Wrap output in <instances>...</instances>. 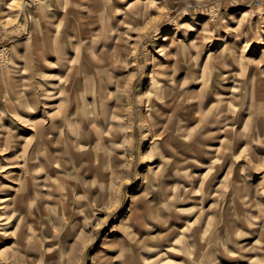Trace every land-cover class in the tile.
Returning <instances> with one entry per match:
<instances>
[{
    "label": "rangeland",
    "instance_id": "374dc122",
    "mask_svg": "<svg viewBox=\"0 0 264 264\" xmlns=\"http://www.w3.org/2000/svg\"><path fill=\"white\" fill-rule=\"evenodd\" d=\"M132 2L0 0V264H264V0Z\"/></svg>",
    "mask_w": 264,
    "mask_h": 264
},
{
    "label": "bare ground",
    "instance_id": "6f19581e",
    "mask_svg": "<svg viewBox=\"0 0 264 264\" xmlns=\"http://www.w3.org/2000/svg\"><path fill=\"white\" fill-rule=\"evenodd\" d=\"M132 1H133L132 3L135 4V5H137L138 7H140V6H145V4H143L145 0H132ZM10 3H11V2H10ZM142 4H143V5H142ZM7 8L10 9L8 6H7ZM195 37L197 38L198 36L196 35ZM198 38H199V37H198ZM162 40H166V38H163ZM192 41L195 42L194 39H192ZM168 47L173 48V45L168 44ZM191 47H192V46H189V54H190ZM175 48H176V46H175ZM213 53H214V52L209 51L208 57H209V55H211V54H213ZM189 57H190V55H189ZM208 57H207V58H208ZM215 61H216V60H215ZM216 62H217V61H216ZM204 66H205V65H203V68H204ZM156 94H159V91H155V95H156Z\"/></svg>",
    "mask_w": 264,
    "mask_h": 264
}]
</instances>
